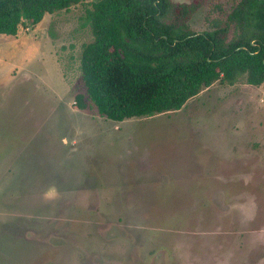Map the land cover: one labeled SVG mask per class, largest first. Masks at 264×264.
Instances as JSON below:
<instances>
[{
    "label": "rangeland",
    "instance_id": "obj_1",
    "mask_svg": "<svg viewBox=\"0 0 264 264\" xmlns=\"http://www.w3.org/2000/svg\"><path fill=\"white\" fill-rule=\"evenodd\" d=\"M91 1L0 34V264H264V84L122 122L80 110ZM172 1L204 3L205 30L215 0ZM42 211L26 232L65 240H23L18 215Z\"/></svg>",
    "mask_w": 264,
    "mask_h": 264
},
{
    "label": "trees",
    "instance_id": "obj_2",
    "mask_svg": "<svg viewBox=\"0 0 264 264\" xmlns=\"http://www.w3.org/2000/svg\"><path fill=\"white\" fill-rule=\"evenodd\" d=\"M87 0H0V34L17 36L46 14ZM83 17L93 41L80 59L85 94L101 117L115 122L182 110L203 88L241 79L264 84V0H215L205 30L191 27L204 3L93 0Z\"/></svg>",
    "mask_w": 264,
    "mask_h": 264
},
{
    "label": "crops",
    "instance_id": "obj_3",
    "mask_svg": "<svg viewBox=\"0 0 264 264\" xmlns=\"http://www.w3.org/2000/svg\"><path fill=\"white\" fill-rule=\"evenodd\" d=\"M45 212H48V211H42L40 214L35 215V216L33 214H30V212H22V213H20V215H18V217L22 216L24 213H27V215H28V216H26V217L23 218L25 220H22L21 223H19L20 224V228H19L20 236L23 238V240L25 242L30 243V244H33V245H46L47 244V241H46L47 239L56 240L57 242H62L61 239L63 240L65 238L62 235L54 236L55 234L48 237L47 235H45L44 233H42L43 234L42 235V239L45 242H41V240H39L38 238H36L35 234L33 236V235L30 234V232L29 233L26 232L27 229H30L31 230L30 225H36L37 222H41V220H43V219L45 220V215L47 214V213L45 214ZM63 212L64 213H67V211L65 210V208L63 209ZM32 219H33V221H32ZM9 222H13V220H10ZM46 225H50V222L45 220L43 226H46ZM39 234L41 235V232Z\"/></svg>",
    "mask_w": 264,
    "mask_h": 264
}]
</instances>
